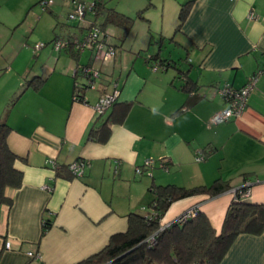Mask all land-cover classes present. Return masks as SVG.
I'll return each instance as SVG.
<instances>
[{
  "label": "crops",
  "instance_id": "1",
  "mask_svg": "<svg viewBox=\"0 0 264 264\" xmlns=\"http://www.w3.org/2000/svg\"><path fill=\"white\" fill-rule=\"evenodd\" d=\"M189 1L187 17L176 29L180 7ZM52 5L48 11L55 14ZM67 6L68 14L73 0ZM250 12L253 19L247 17ZM158 16L162 26L154 42L160 47L146 49L144 58L117 49L112 42L115 29H105L116 56L101 67L95 89L85 93L88 104L73 101V74L78 64L91 62V52L74 56L71 47L41 49L35 67L21 71L17 62L13 67L19 52L13 64L7 59L12 57L0 53V72L7 71L9 63L14 70L12 75L0 73V122L10 128L7 146L17 157L13 167L22 174L18 188L5 189L10 203L0 205V264L85 260L101 251L110 236L127 230L130 213L154 212L153 185L208 187L217 180L230 185L216 196L200 194L173 202L160 225L195 209L219 233L229 204L246 182L251 183L250 193L242 200L264 204V0H161ZM91 21L88 14L75 26H60L53 38H81ZM152 38L147 37L148 46ZM157 53L155 60L167 66L153 71L146 59ZM257 70L263 72L243 113L211 124L212 114L227 106L214 88L226 83L239 88ZM39 78L43 82L37 89L30 86ZM103 78L107 81L101 82ZM115 80L119 97L97 116L91 106ZM189 81L193 92L183 88ZM126 103L130 105L124 119L113 121ZM105 122L108 139L91 140V130ZM197 150L205 153L201 162L194 160ZM149 157L166 159L168 170L155 166L150 175L136 174L135 167ZM48 158L61 166L85 159L89 168L82 177H69L45 165ZM44 221L49 226L43 231ZM220 264H264V232L237 236Z\"/></svg>",
  "mask_w": 264,
  "mask_h": 264
},
{
  "label": "trees",
  "instance_id": "2",
  "mask_svg": "<svg viewBox=\"0 0 264 264\" xmlns=\"http://www.w3.org/2000/svg\"><path fill=\"white\" fill-rule=\"evenodd\" d=\"M40 2L41 0L38 4ZM191 4L192 2L189 1L181 5L176 29L187 17ZM48 9L49 7L46 8ZM88 14L92 15V21L103 31L107 27H118L125 35L132 24L130 17L106 7L105 0H94L93 10L86 15ZM56 38L59 37L54 39ZM76 55L74 52V56ZM157 56L158 53L152 60H155ZM146 61L149 60L146 59ZM158 62L164 67L167 66L164 61ZM42 82L40 78L34 79L30 86L37 89ZM183 88L193 92L194 84L190 81L186 82ZM129 105L126 103L122 113L112 120L122 121ZM9 131L10 128L6 122H0V205L10 203L5 196V189L18 188L22 180V174L13 167L17 157L7 146L6 138ZM109 134V123L105 122L98 129L91 130L89 136L91 140L105 142ZM229 189V183L221 180L215 181L208 187L184 188L176 185H153L151 191L154 198L151 206L155 212V218L148 220L143 215L130 213L128 227L124 233L110 236L108 243L101 251L77 264H220L237 236L259 235L264 232V204L243 201L240 197L241 191L229 204L219 233L212 228L205 214L197 212L193 219L182 224L172 222L158 232L154 246L149 247L144 241L160 228V220L173 202L200 194L216 196ZM48 226V222L45 221L43 231Z\"/></svg>",
  "mask_w": 264,
  "mask_h": 264
},
{
  "label": "built area",
  "instance_id": "3",
  "mask_svg": "<svg viewBox=\"0 0 264 264\" xmlns=\"http://www.w3.org/2000/svg\"><path fill=\"white\" fill-rule=\"evenodd\" d=\"M53 0H41L39 3L43 11L47 7H50ZM94 7V0L90 2L86 1H75L73 0V6L68 14V19L76 20L78 22H83L85 20L86 14L91 12ZM249 19L254 18V14L250 12L247 16ZM108 32L101 30L93 21L88 23L85 34L78 39H61L56 38L52 40L51 46L55 51L72 48L77 55L82 54L85 51L91 52V62L86 65L78 64L74 70L73 76L75 77L73 86L72 99L76 102H81L83 104H88L85 93L92 91L96 87V82L101 78V67L112 63L116 56L115 47L108 42ZM46 46L45 43H38L34 45V51L37 52ZM151 69L153 71L164 70V66L158 61L152 60L150 56L147 57ZM262 70H257L251 74L245 84L239 88H235L230 84H223L221 87L214 88V91L219 94V96L227 103V106L214 114L209 119L211 124H221L229 121L231 118L239 117L247 104V98L249 93L255 88L259 76L262 74ZM78 77V78H76ZM120 94V89L117 81L111 82V89L100 94L94 104L91 106L92 110L97 116L104 115L117 101ZM185 110V108H183ZM205 159V153L202 150H197L194 155V160L196 162H201ZM45 165L49 166L56 173H60L63 170L67 172L70 177L79 178L82 177L89 168V162L85 159L75 160L66 166L59 165L54 159L48 158L45 160ZM157 166L158 168L167 171L168 161L166 159H153L151 157L146 158L141 166L135 167L136 174L146 173L150 175V170ZM119 162L114 165V173L118 172ZM250 182H246L240 189V197L245 198L249 196L250 193ZM44 189L50 191L51 188L44 186ZM197 213L195 209H189L177 218L173 222L182 224L186 221L193 219ZM146 219L152 220L155 218V212L152 214L145 213L143 215ZM45 221L43 222L44 225ZM172 223V222H171ZM160 225V228L148 236L145 239V243L149 247L156 244V239L158 232H160L165 227L169 226ZM33 257H39L38 255H32Z\"/></svg>",
  "mask_w": 264,
  "mask_h": 264
},
{
  "label": "rangeland",
  "instance_id": "4",
  "mask_svg": "<svg viewBox=\"0 0 264 264\" xmlns=\"http://www.w3.org/2000/svg\"><path fill=\"white\" fill-rule=\"evenodd\" d=\"M38 1L40 0H0V50L2 48L0 53L12 57L7 59L13 64L14 54L19 52V59L13 65L16 67L17 62L19 71L26 69L29 65L35 67V54L38 53L34 51L35 44H47L41 52H49L53 37L59 32L60 26L67 28L79 23L68 19L69 0H53L55 14H51L48 10L43 11ZM105 6L132 19L131 27L125 35L121 28L111 27L115 29L116 34L112 42L117 49L137 53L139 58L147 55L148 48L152 47V50L156 51L159 49L160 43L154 41H158L156 30L162 26V20L158 16L161 12V0H105ZM148 18H151L152 22L147 20ZM151 34L154 38L148 46L147 37ZM161 49L165 53V45H162ZM52 54L54 55L55 52ZM9 65L7 71L12 75L14 70H11L13 68L10 63ZM7 71L3 68L0 73ZM106 81L103 78L101 82Z\"/></svg>",
  "mask_w": 264,
  "mask_h": 264
}]
</instances>
